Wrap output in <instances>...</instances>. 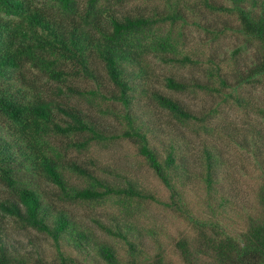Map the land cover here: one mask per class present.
Here are the masks:
<instances>
[{
	"label": "trees",
	"instance_id": "obj_1",
	"mask_svg": "<svg viewBox=\"0 0 264 264\" xmlns=\"http://www.w3.org/2000/svg\"><path fill=\"white\" fill-rule=\"evenodd\" d=\"M124 1L131 0H0V183L8 190L0 198V264H264V167L258 155L256 168L246 172L255 182L249 206L225 186L230 177L221 171L222 154L216 139L207 138L214 136L215 126L154 90L148 61L152 56L163 63H198L185 47L186 24L211 34L210 40L232 32L241 40L231 51L233 60L241 51L254 52L244 70L228 76L223 65L232 69L237 63L217 62L212 54L205 58L202 80L164 76V85L179 92L223 95L221 101L264 116V107L235 92L246 84L264 86V0H227L229 6L214 0H157L147 13L118 16L112 6ZM201 10L224 16V25H201L195 14ZM96 63L118 91L110 96L125 107L135 105L140 113H119L110 106L100 111L123 123L121 135L134 142L143 163L166 189V200L110 166L97 169L119 182L100 178L72 158L64 161V149L52 143L80 133L83 138L72 139L70 145L88 150L94 143L106 145L121 137L97 130L79 112L45 98L35 84L36 77H43L45 84L56 82L55 94H63L61 85L68 76L96 80ZM66 88L82 94L70 84ZM83 93L106 99L100 91ZM147 99L204 134L199 173L189 167L183 137L155 143L142 118ZM59 113L69 120L58 118ZM249 132L252 151L260 153L262 137L253 127ZM68 173L81 176L84 184L71 183ZM40 177L53 185V194L40 188ZM148 202L186 225L169 233L150 219ZM69 205L108 213L111 223L91 216L95 226L86 224ZM8 225L14 231L33 229L42 238H30L28 249L13 241Z\"/></svg>",
	"mask_w": 264,
	"mask_h": 264
},
{
	"label": "rangeland",
	"instance_id": "obj_2",
	"mask_svg": "<svg viewBox=\"0 0 264 264\" xmlns=\"http://www.w3.org/2000/svg\"><path fill=\"white\" fill-rule=\"evenodd\" d=\"M83 2V1H82ZM157 0L145 4L143 0L124 1L120 4L113 5V10H116L118 16L132 14L135 12L147 13L153 9ZM217 4H224L229 6L227 0H214ZM196 14L197 20L201 25L210 28H221L226 18L224 16L215 15L202 10ZM187 16H190V14ZM190 20V19H189ZM179 23H181L179 21ZM186 32L185 47L190 50L192 55L199 58V62L195 65H180L178 63H163L158 59L149 56L148 61L151 67V81L154 90L163 95L177 100L184 106V108L197 116H206L210 125L215 126L214 136L207 137L209 140L216 139L217 147L222 154L223 165L221 171H227L230 177V183L225 184L237 196V201L244 202L247 205L254 203V186L255 182L250 179L246 172L256 168V156L258 155L262 167H264V116L253 112L251 109L242 110L235 107L230 102L221 101L223 95H216L202 90L195 92L185 91L179 92L171 90L164 85V76H171L176 80H185L191 82L193 80H202V68L207 64L205 58L207 56H214V60L222 63H237L235 67L230 69V66H224L225 73L228 76H233V70H244L247 67L245 63H251L254 58V52L249 49L248 51H241L236 59L231 58V51L237 47L241 40L234 36L232 32H228L226 37L216 40H210L211 34H207L204 30L195 25L186 24L184 26ZM225 62H224V61ZM236 60V61H235ZM97 78L87 79L82 76H68L65 84L61 87L64 89L63 94H55L56 82L49 80L45 84L43 77H36L37 89L41 91L45 98L53 99L60 102L64 106L74 109L79 114L88 119L97 130L107 134H119L121 137L112 143L103 145L102 143H94L89 146L88 150H77L70 144L72 139H82L83 135L72 134L71 136H59L53 139V144L61 149H64L65 159L72 158L79 165L87 168L88 170L95 171L100 178L110 179L119 182L118 178L107 175L97 166H110L115 172L124 174L126 177L136 180L143 187L150 192L155 193L162 199H167V191L160 180L155 176L153 171L143 163L141 157L137 153V148L134 142L127 137L121 135L123 132V123L120 122L113 115L102 113L100 109L105 106H110L112 109L119 113L129 110L135 114L140 113L135 105L125 107L119 100H114L110 95L118 94L117 89L111 84L106 76L100 63H96ZM231 82L233 81L230 78ZM72 85L74 88L82 91V94L69 93L67 85ZM86 90H96L104 93L106 99L102 100L99 96H89L85 94ZM227 90V89H226ZM235 92L250 98L251 102L256 106L264 107V86L263 85H243L242 88ZM147 111L142 113L144 123L151 129L152 137H156L155 143L161 146L168 142L171 138L183 137V141L188 144V152L186 159L189 161V167L192 172L199 173L201 171V148L204 144V134L202 132L196 133L191 131L187 125H182L177 121L166 109L161 108L152 99L145 101ZM216 110V111H214ZM69 120L67 116L62 113L58 114V118ZM253 127L257 130L258 134L262 137L263 144L258 150L253 149V145L249 142L251 136L249 129ZM227 133V134H226ZM220 134V136H218ZM86 135V134H84ZM243 145L246 149L242 148ZM249 146V147H248ZM263 147V148H262ZM254 152V153H253ZM94 159V162L91 160ZM94 163V166L92 165ZM254 172V171H253ZM68 178L74 185L84 184L83 178L73 173H68ZM195 180V179H194ZM40 188L47 194H53L55 188L50 183H47L42 177L38 180ZM223 184V185H224ZM8 195L6 187L0 183V198ZM149 217L154 220L156 224L162 226L165 230L168 229L169 233L183 228L186 222L180 218H176L170 212L156 203L148 202ZM68 209L76 217L77 220L83 221L86 224L95 226L90 221L89 217L98 216L103 223L110 224V214H104L102 211L94 212L91 208L69 205ZM9 231L13 241L26 244L30 248L29 239L32 241L42 238L40 233L33 229L27 231H14L8 225ZM96 229L99 237H105L101 230Z\"/></svg>",
	"mask_w": 264,
	"mask_h": 264
}]
</instances>
